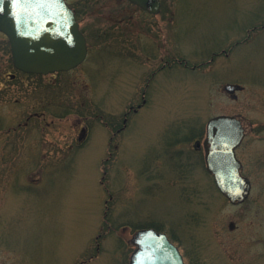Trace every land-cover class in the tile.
I'll return each mask as SVG.
<instances>
[{"label":"rangeland","instance_id":"obj_1","mask_svg":"<svg viewBox=\"0 0 264 264\" xmlns=\"http://www.w3.org/2000/svg\"><path fill=\"white\" fill-rule=\"evenodd\" d=\"M67 1L89 50L74 70L18 71L0 32V264H128L151 228L186 264L264 258V198L231 203L203 145L214 117L251 125L263 50L242 49L243 65L218 53L264 4L161 0L152 14L128 0ZM237 78L239 101L224 89Z\"/></svg>","mask_w":264,"mask_h":264},{"label":"water","instance_id":"obj_2","mask_svg":"<svg viewBox=\"0 0 264 264\" xmlns=\"http://www.w3.org/2000/svg\"><path fill=\"white\" fill-rule=\"evenodd\" d=\"M158 14L161 0H128ZM74 10L66 0H0V31L10 42L12 61L18 71L43 74L69 71L88 54ZM230 91L237 86L229 88ZM206 160L219 189L233 202H243L251 188L242 176L235 148L244 137L240 119L219 116L208 122ZM137 247L130 264H185L179 249L164 233L142 229L133 238Z\"/></svg>","mask_w":264,"mask_h":264},{"label":"flooded vegetation","instance_id":"obj_3","mask_svg":"<svg viewBox=\"0 0 264 264\" xmlns=\"http://www.w3.org/2000/svg\"><path fill=\"white\" fill-rule=\"evenodd\" d=\"M257 2H261L264 4V0H256ZM246 29L243 30V32H240L239 34H236L234 37V44L233 46L228 50L225 47L219 46L221 48L219 55H225L226 57L230 58L231 51L234 50L236 52V58L238 60L237 63H240L243 65V62L241 60L242 49H245L248 46H253V49L255 52H257L260 48L263 50V56L264 57V14H258L251 24L245 27ZM253 51V52H254ZM215 53V54H217ZM255 60L252 61L251 64H258L263 63L264 61L258 59L256 56L254 58ZM213 60V58L211 59ZM240 71V70H239ZM238 71V72H239ZM157 71H155L153 76H155ZM238 82L235 83L239 88L235 90L234 93H229L235 101H239L241 98V93L246 88L243 84H241V81L237 80ZM225 91L227 92L226 85L224 87ZM250 97L252 100V106H253V118L251 120V125L243 119V117H239L242 119L244 123V130H245V136L242 143L236 148V155L241 163V169L240 172L243 176L248 178V181L251 183V191L249 197L246 199V201L253 196H257V198H264V73L262 78H258L256 76L253 77L252 80V88L250 91ZM137 111V110H136ZM127 120H125L126 123ZM79 141H85V139L88 137V129L87 127H81ZM121 131V130H120ZM118 131V133H120ZM117 133V134H118ZM250 137L251 139V145L248 148L247 153L243 152L241 149L247 141V139ZM206 140H207V133L204 141V151L206 152ZM197 149L201 147V145L196 143L195 146ZM248 157V160H247ZM204 163L207 169L206 164V156L204 155ZM208 172V169H207ZM209 173V172H208ZM245 201V202H246ZM244 202L240 203L243 204ZM264 209V207H261ZM230 230L235 228V225L233 223L230 224ZM264 257V256H263ZM225 264H228L227 261ZM240 264H242V260L240 261ZM253 264H264V258H262L260 261H256Z\"/></svg>","mask_w":264,"mask_h":264},{"label":"bare ground","instance_id":"obj_4","mask_svg":"<svg viewBox=\"0 0 264 264\" xmlns=\"http://www.w3.org/2000/svg\"><path fill=\"white\" fill-rule=\"evenodd\" d=\"M2 33H3V32H2ZM71 70H74V69H71ZM71 70H70V71H71ZM51 74H52V73H51ZM130 261H131V259H130ZM128 264H130V263H128Z\"/></svg>","mask_w":264,"mask_h":264}]
</instances>
